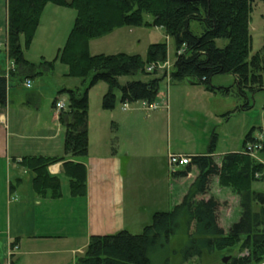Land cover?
Masks as SVG:
<instances>
[{
    "label": "trees",
    "instance_id": "trees-1",
    "mask_svg": "<svg viewBox=\"0 0 264 264\" xmlns=\"http://www.w3.org/2000/svg\"><path fill=\"white\" fill-rule=\"evenodd\" d=\"M8 54L14 65L9 72L0 71V104L7 102L12 80L19 83L54 72L57 61L68 67L67 76L90 78L84 91L63 88L68 95L67 108L59 112L66 128L64 155H25L20 164L35 174L33 186L38 196L62 197V181L50 172L52 164L62 161L69 178L71 194L87 195V166L75 160L89 153V97L97 82L108 84L103 97L105 109H114L121 91L120 102L157 101L161 82L167 74L148 71L151 62L168 60L166 41L152 43L146 57L118 52L92 54L91 39L106 35L121 27H161L175 42L176 56L170 73V83L189 80L210 91L228 90L216 87L212 78L217 74H234L243 95L263 89L264 57L251 56L250 30L253 0H7ZM49 3L75 8L77 16L65 45L52 60L33 62L25 56L40 25L43 10ZM152 15V21L145 19ZM197 22L198 31L192 27ZM201 30V31H199ZM218 39H226L225 46ZM142 75L146 79L129 80L121 84V76ZM55 98L53 106L57 102ZM254 137L250 131L243 146ZM217 136L214 134L209 151L192 156L187 175L193 166L199 170L182 201L170 211H156L152 222L139 234L123 229L113 234L92 235L80 256V264H153L151 252L166 248L171 236L185 220L189 237L183 249V261L240 245L237 255L226 264L264 263V191L252 189L255 181L264 178V163L241 151L227 152L218 163L214 157ZM264 153V148L261 151ZM74 158V159H73ZM214 177L220 186L230 187L239 196L241 217L228 230L220 224L221 202L214 196L205 197ZM192 231V232H189ZM248 251V254L241 255ZM168 261V259H167Z\"/></svg>",
    "mask_w": 264,
    "mask_h": 264
},
{
    "label": "rangeland",
    "instance_id": "rangeland-1",
    "mask_svg": "<svg viewBox=\"0 0 264 264\" xmlns=\"http://www.w3.org/2000/svg\"><path fill=\"white\" fill-rule=\"evenodd\" d=\"M76 16L75 8L47 4L42 13L41 26L38 27L30 47L25 48V56L34 62H39L41 55L54 59L58 49L65 45ZM145 19L152 21L153 17L145 14ZM192 27L198 31L197 22H193ZM131 28L133 27L116 28L106 35L91 39L90 52L97 54L127 52L146 57L152 43L166 41L168 60L172 64L170 70H172L176 56L174 39L168 37L163 28L141 26L132 29L134 31H131ZM250 30L251 56L260 52L264 57V0H253ZM217 42L223 47L227 40L218 39ZM5 49L2 47L1 51L5 52ZM67 71L68 67L57 61L54 72L33 78L34 85L31 89L26 88L24 82L22 85L12 80L10 84L11 87L16 88L17 96L32 97L33 104L28 107L29 111H35L39 106L41 113L48 117L53 111L59 112L56 106H52L54 98L68 104V95L66 92L59 93L61 89L80 88L84 91L90 82V78L65 76ZM157 71L159 74L164 72L163 69ZM119 79L121 84H125L129 80H144L146 77L127 75ZM212 84L223 85L228 90L211 93L204 91L200 87L202 85L195 87L189 80L170 83L164 79L157 99L160 107L152 111L144 109L142 100L130 102V109L125 110L124 103L119 99L121 96L119 89L115 90L118 97L115 108L105 109L102 102L108 91V84L99 81L90 88L89 127L92 146L98 147L102 142V135L107 132L108 136L117 138L119 146L133 153L131 159L124 160L127 230L131 233H141L144 226L152 222L154 212L170 211L180 203L184 197L182 194L188 191L199 172L198 168L193 166L190 176L177 174L179 171L188 170V165L177 166L172 172V168L168 165L169 152L190 156L205 154L209 151L215 134L217 140L214 154L215 160L219 163L225 153L243 150L245 136L250 131L254 137L261 135L264 129V88L255 92L248 91L243 95L232 74H217L212 78ZM13 110L12 118H14ZM61 130L64 139L66 128L61 125ZM2 144L4 146V141L1 139L0 145ZM59 149L54 147V152L63 153L64 149L61 147ZM258 155L264 163V153L259 152ZM8 173L9 170L4 162L0 161L1 227L4 222L3 196ZM62 181L65 198L64 207L57 209L60 212L61 209L66 211V206L68 209L71 208L66 204L70 195L73 196L68 177L64 175ZM12 183L16 184L14 177ZM252 189L264 191V178L255 181ZM211 192L217 199L223 200L220 209L221 225L228 230L241 217L239 197L230 187L220 186L216 179L212 182ZM74 206L79 208L77 219L81 223L78 232L74 233V239L82 241L81 235L85 234L82 227L83 209L82 205ZM188 237L186 222L181 220L177 233L171 236L167 247L151 252L153 264H225L223 261L225 257L237 255L240 251V245L237 244L221 251L205 252L184 262L183 249L189 242Z\"/></svg>",
    "mask_w": 264,
    "mask_h": 264
},
{
    "label": "crops",
    "instance_id": "crops-1",
    "mask_svg": "<svg viewBox=\"0 0 264 264\" xmlns=\"http://www.w3.org/2000/svg\"><path fill=\"white\" fill-rule=\"evenodd\" d=\"M132 29L135 27L131 28L134 31ZM7 38L8 1L0 0V71L5 72L12 66L8 50L1 51L6 46ZM42 58L51 60L45 55H41L40 60ZM232 75L236 83V76ZM31 79L34 85V79ZM15 83L19 84L17 81ZM33 85L28 89L33 88ZM11 86L10 84L8 87L6 104H0V140L4 141V146L0 145V161L9 170L3 196L4 222L3 227L0 226V263L6 257L9 242L13 241L19 246L13 256V264H80L79 258L85 253L92 235L113 234L127 229L124 160L131 159L133 153L119 146L117 138L108 136L107 132L102 135V142H98V147L94 148L89 127V153L86 157L75 159L87 166V195H70L66 205L71 208L66 206V211H58V208L64 207L65 197L62 195L58 199H50L38 196L33 186L35 174L22 166L20 160L25 155H64V151L54 152V147L57 150L60 147L64 149L59 112L53 111L46 117L39 106L35 111H29L28 107L33 104L32 97L17 96L16 88ZM200 87L206 92L215 93ZM12 109L14 118L11 115ZM89 121L90 117L88 126ZM49 170L62 181L65 175L62 161L50 165ZM187 175L190 176L191 171ZM12 177L16 184L12 183ZM214 179L219 183L218 177ZM186 193L187 191L182 196ZM211 195L213 193L210 189L205 197ZM218 200L223 203V200ZM74 205H82L83 209L82 227L85 234L81 235L82 241L74 239V233L81 227L77 219L79 208Z\"/></svg>",
    "mask_w": 264,
    "mask_h": 264
},
{
    "label": "built area",
    "instance_id": "built-area-1",
    "mask_svg": "<svg viewBox=\"0 0 264 264\" xmlns=\"http://www.w3.org/2000/svg\"><path fill=\"white\" fill-rule=\"evenodd\" d=\"M6 49L8 50V44L6 43ZM1 48V45H0ZM171 62L169 60L165 62H151L146 66V69L148 71H155L158 69H163V73L167 74V80L170 82V73H171ZM14 67L13 63L10 68V70ZM5 72L6 76L9 77V72ZM24 85L27 88L32 87L33 82L31 78H27L24 81ZM55 106L59 109V112L63 109L67 108V104L63 100H57ZM143 107L145 110H156L160 107V105L157 103V101H154L152 103L143 101ZM124 109L130 108V102H125L123 105ZM264 148V129L262 130V133L258 137H252V139H249L245 146L243 147V152L251 155L252 157H255L259 161H263L261 157L258 155L259 152H261ZM192 161V156L190 155H185L181 153H175V152H169L168 154V165L170 168H172V172H174L175 168L177 166H183V165H189ZM19 250L18 244L15 242L11 241L9 242L7 252H6V257L5 259L0 263V264H13V256L14 254ZM248 254V251L243 252L241 255Z\"/></svg>",
    "mask_w": 264,
    "mask_h": 264
},
{
    "label": "water",
    "instance_id": "water-1",
    "mask_svg": "<svg viewBox=\"0 0 264 264\" xmlns=\"http://www.w3.org/2000/svg\"><path fill=\"white\" fill-rule=\"evenodd\" d=\"M230 257H231V256H227V257H225V258L223 259L224 263H227V262L229 261Z\"/></svg>",
    "mask_w": 264,
    "mask_h": 264
}]
</instances>
